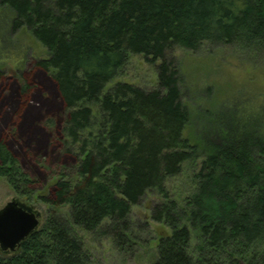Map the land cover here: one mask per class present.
Here are the masks:
<instances>
[{"label":"trees","instance_id":"obj_1","mask_svg":"<svg viewBox=\"0 0 264 264\" xmlns=\"http://www.w3.org/2000/svg\"><path fill=\"white\" fill-rule=\"evenodd\" d=\"M0 4L13 12L15 32L27 27L48 50L37 63L51 71L66 109L63 150L77 163L52 193L41 192L0 137V176L21 203L69 206L67 216L49 211L17 249L0 248V264H92L75 227L103 229L122 245L131 238L133 206L153 189L165 201L154 205L152 218L171 229L159 239L155 264H264V96L244 89L198 113L184 100L178 63L169 56L177 46L205 43L264 49V0ZM140 53L162 60L158 86L117 82L104 92ZM5 72L0 67V83ZM186 163L197 170L181 203L165 185Z\"/></svg>","mask_w":264,"mask_h":264},{"label":"rangeland","instance_id":"obj_2","mask_svg":"<svg viewBox=\"0 0 264 264\" xmlns=\"http://www.w3.org/2000/svg\"><path fill=\"white\" fill-rule=\"evenodd\" d=\"M13 19V12L0 4V67L6 71L0 83V137L19 156L35 179L36 187L41 192L49 188L52 193L55 180L62 173L74 175L77 166L75 158L63 150L61 141L66 109L51 71L37 63L49 57L47 48L27 27L15 32ZM169 56L178 63L184 100L199 108L198 113L202 111L200 108L218 105L244 89L264 96V49L205 43L198 50L177 46ZM161 61H150L141 53L131 54L120 73L106 84L104 92L117 82L145 89L157 87V65ZM195 170L193 164L186 163L179 175L166 181L165 188L171 198L184 203L194 190ZM17 197L8 179L0 176V209ZM163 201L164 195L153 189L133 206L131 238L122 245L117 246L113 236L103 229L91 232L75 227L92 264H155L159 239L171 231L167 224L152 218L154 205ZM25 202L39 213L40 224L49 211L64 216L69 212L68 205Z\"/></svg>","mask_w":264,"mask_h":264},{"label":"water","instance_id":"obj_3","mask_svg":"<svg viewBox=\"0 0 264 264\" xmlns=\"http://www.w3.org/2000/svg\"><path fill=\"white\" fill-rule=\"evenodd\" d=\"M40 225L36 210L21 203L18 198L8 201L0 209V248L12 251Z\"/></svg>","mask_w":264,"mask_h":264}]
</instances>
